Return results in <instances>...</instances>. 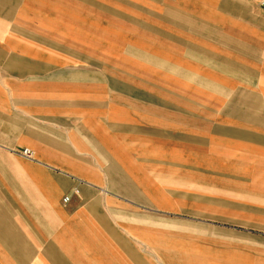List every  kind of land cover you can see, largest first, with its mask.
I'll use <instances>...</instances> for the list:
<instances>
[{"label":"rangeland","instance_id":"obj_1","mask_svg":"<svg viewBox=\"0 0 264 264\" xmlns=\"http://www.w3.org/2000/svg\"><path fill=\"white\" fill-rule=\"evenodd\" d=\"M44 138L91 148L109 264H264L258 0H0V264H50L5 211Z\"/></svg>","mask_w":264,"mask_h":264},{"label":"crops","instance_id":"obj_2","mask_svg":"<svg viewBox=\"0 0 264 264\" xmlns=\"http://www.w3.org/2000/svg\"><path fill=\"white\" fill-rule=\"evenodd\" d=\"M77 145L78 148L70 144H56L46 138L41 139L37 148L46 155L43 160L28 163L32 173L24 182V193L13 197L11 202H6L5 211L10 212L12 219L20 224L22 230L35 231L40 237L38 244L49 238L55 240L54 245L51 244L42 251V257L49 259L50 264H109L104 259V251L110 242L113 247L122 248L114 228L118 221L124 220V212L108 207V195L104 199L95 195L94 184L105 177L99 171L93 170L91 160L86 157L91 153V148L78 143ZM0 146L3 150L12 152L7 144ZM65 197L69 198L67 202ZM111 198L115 200L114 196ZM103 200L106 202L104 206ZM108 216L112 217L115 225L110 227ZM95 229V234L102 235L103 241L107 243L105 246L101 245V249L93 238ZM10 230H13L12 226ZM70 230L74 237H71ZM6 233V230H0V244L4 248L8 244ZM60 238L74 240L75 253L69 251V247H58V241H62ZM6 248L12 253L9 245ZM20 256L22 262L39 264L37 260L36 263H32L33 260L29 263L28 253H21Z\"/></svg>","mask_w":264,"mask_h":264},{"label":"built area","instance_id":"obj_3","mask_svg":"<svg viewBox=\"0 0 264 264\" xmlns=\"http://www.w3.org/2000/svg\"><path fill=\"white\" fill-rule=\"evenodd\" d=\"M258 5H259V7L264 11V0H258ZM24 154L26 155V156H31V154H32V152H31V150H29V149H25L24 150ZM69 198L68 197H65V202H67V200H68Z\"/></svg>","mask_w":264,"mask_h":264}]
</instances>
